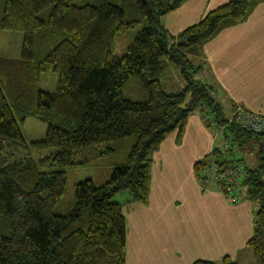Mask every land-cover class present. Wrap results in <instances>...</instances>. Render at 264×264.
Instances as JSON below:
<instances>
[{"label":"trees","instance_id":"obj_1","mask_svg":"<svg viewBox=\"0 0 264 264\" xmlns=\"http://www.w3.org/2000/svg\"><path fill=\"white\" fill-rule=\"evenodd\" d=\"M185 1L4 0L1 28L21 31L23 44L19 60L0 56V264H127L126 216L115 196L128 190V202L148 203L154 152L175 130L180 141L196 110L208 111L203 114L207 126L223 127L230 149L240 145V136L264 140L226 113L215 82L192 76L203 68L196 58L203 55L205 43L222 28L245 20L259 0H229L173 36L163 18ZM48 7L45 19L41 13ZM132 28H137L134 34L138 31L133 43L114 55V37ZM168 65L186 82L180 91L163 88ZM49 70L59 74L58 90L37 91L38 75ZM21 75L28 93L17 96L13 79ZM142 89L146 99L125 95ZM28 115L48 123L43 139L25 140L20 124ZM121 139L132 141L125 163L116 164L105 182L93 177L77 181L74 208L56 213L67 168L90 164L79 160L84 149ZM23 149L50 152L35 159L24 157ZM210 154L225 157L214 166V182L229 195L220 174L244 160L221 155L220 147ZM209 155L194 166L208 187V175L201 170ZM259 159V165H245L236 193L258 202L246 243L254 264H264V148ZM193 264L241 263L226 255Z\"/></svg>","mask_w":264,"mask_h":264},{"label":"crops","instance_id":"obj_2","mask_svg":"<svg viewBox=\"0 0 264 264\" xmlns=\"http://www.w3.org/2000/svg\"><path fill=\"white\" fill-rule=\"evenodd\" d=\"M227 1L186 0L162 22L177 36ZM196 60L203 66L201 75L208 71L211 76L202 80L215 82L224 94L230 115L237 105L264 115V0L245 20L222 28L207 41ZM203 114H190L180 141L175 130L154 152L148 203L128 202L129 193L116 195L126 216L127 264H193L226 255L250 263L246 243L258 206L246 197L226 194L217 182L202 186L196 176L195 163L216 144L220 147L223 134V127L207 126Z\"/></svg>","mask_w":264,"mask_h":264},{"label":"rangeland","instance_id":"obj_3","mask_svg":"<svg viewBox=\"0 0 264 264\" xmlns=\"http://www.w3.org/2000/svg\"><path fill=\"white\" fill-rule=\"evenodd\" d=\"M114 4H123V0H111ZM51 7L46 8L41 16L45 19L48 17ZM4 11V0L0 3V22ZM137 28L127 29L124 32H119L113 39L111 45V51L114 55H120L124 51H127L129 45H131L134 41L135 35L138 32H135ZM22 41H23V33L21 31H14V30H4L1 28L0 25V56L19 60L21 58V51H22ZM198 62V60H196ZM203 69V68H202ZM193 72V78L197 80H202L203 77L211 79L210 73L205 71L203 75H201V71ZM209 73V74H208ZM137 77H134L136 79ZM59 74L54 71H45L38 75L37 82L34 85V88L44 91L55 92L59 88ZM133 80V79H132ZM128 81V84L130 81ZM26 77L21 75L18 79H13L14 85L16 86V95H26L28 93L26 88ZM139 81V80H138ZM214 82V81H213ZM209 83V82H208ZM185 80H183L180 72L178 69L173 68L172 66L168 65L166 68L165 74L162 77V85L164 90L170 92L174 90H181L185 87ZM140 85L145 88V86L140 83ZM28 86V85H27ZM29 87V86H28ZM31 88V87H29ZM217 96L219 99H225L224 94L220 91V88L217 86ZM125 95L131 97L135 100H143L147 98V92L145 89L140 91H125ZM226 106V103H225ZM235 108V107H234ZM228 114L227 110H225ZM207 113L208 111L204 109L203 113ZM19 119V118H18ZM21 131L24 135V138L27 142L32 140H39L43 139L46 135L48 129V123L36 116L28 115L25 122L20 124ZM240 145H235L230 149L229 143L226 141V138L223 136L219 137L220 148L222 150L221 155H225L224 152L228 153L230 157H235L237 159L244 160V166L247 164H251V166L259 165L260 163V151L264 148V140H257L255 137H246L240 136ZM232 138V137H230ZM126 139V138H125ZM125 139L123 142H118V144H110L106 143L100 146H95L91 148H86L83 150L82 156L79 158L80 161L84 159H88L89 165H78L67 168V178H66V186L65 192L55 206V212L65 214L69 212L71 209L74 208V199H75V183L79 180H84L88 177H93L96 182L102 183L103 181L107 180L110 176V172H112V168L118 163H125L127 156L131 150V143L132 141H126ZM120 141V140H117ZM117 145V146H116ZM218 147V144H216ZM226 147V148H225ZM111 148H115V151H112ZM228 149V150H226ZM24 157L30 156L35 159L42 157L49 153V150H24ZM224 151V152H223ZM225 157H220V155H212L210 154L208 157L207 165L201 170L202 174L208 175L206 179L208 185L213 183L217 176V172L215 170V165H217L218 161H222ZM52 170V169H50ZM111 170V171H110ZM237 189L235 194L238 193ZM245 190L243 189V194ZM122 193H129L128 190H123ZM116 197V196H115ZM253 201V200H252ZM255 202V206L257 208L258 202ZM248 251L251 252L249 256L251 257V264H254V257L252 250L247 248ZM247 261V256L243 258ZM249 263V264H250Z\"/></svg>","mask_w":264,"mask_h":264},{"label":"built area","instance_id":"obj_4","mask_svg":"<svg viewBox=\"0 0 264 264\" xmlns=\"http://www.w3.org/2000/svg\"><path fill=\"white\" fill-rule=\"evenodd\" d=\"M233 117L242 126H250L251 130L256 133H264V116L257 111L242 105H237L233 112ZM244 165L235 163L228 165L227 169L220 174V179L229 180L235 185H240L243 176ZM229 191L228 187L225 188Z\"/></svg>","mask_w":264,"mask_h":264},{"label":"bare ground","instance_id":"obj_5","mask_svg":"<svg viewBox=\"0 0 264 264\" xmlns=\"http://www.w3.org/2000/svg\"><path fill=\"white\" fill-rule=\"evenodd\" d=\"M236 109V107L233 109V111ZM240 127L241 128H243V129H246V130H248V131H251V132H253V133H255V134H261V135H264V133H256V132H254L253 130H251V127L250 126H242V125H240ZM223 183L226 185V187H228V189H229V191L231 192V193H233V194H235V191L238 189V187H239V185H235L234 183H232L231 181H229V180H223Z\"/></svg>","mask_w":264,"mask_h":264}]
</instances>
